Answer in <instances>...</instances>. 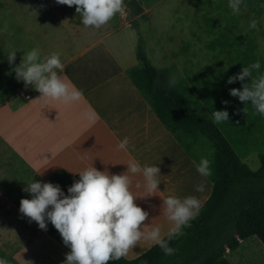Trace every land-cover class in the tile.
Here are the masks:
<instances>
[{
    "label": "crops",
    "instance_id": "0c3cea01",
    "mask_svg": "<svg viewBox=\"0 0 264 264\" xmlns=\"http://www.w3.org/2000/svg\"><path fill=\"white\" fill-rule=\"evenodd\" d=\"M109 38L107 34L86 40L62 56L61 75L82 92L78 100L41 98L32 85L0 99V251L19 264L20 257L32 264H64L70 252L23 216L7 194L24 190L35 177L61 188L89 166L121 174L133 159L141 167L157 165L161 183L156 193L146 191L142 174L129 175L135 204L149 214L145 230L160 226L162 235L172 226L164 214L166 197L192 195L203 204L211 193L212 179L197 172V163L130 80L128 70L139 62L122 60ZM18 93L21 98L16 99ZM125 137L127 150H118ZM200 183L205 185L203 192L196 191ZM42 235L53 245L50 255L39 252ZM152 245L141 240L124 257L133 258Z\"/></svg>",
    "mask_w": 264,
    "mask_h": 264
},
{
    "label": "trees",
    "instance_id": "16d2710c",
    "mask_svg": "<svg viewBox=\"0 0 264 264\" xmlns=\"http://www.w3.org/2000/svg\"><path fill=\"white\" fill-rule=\"evenodd\" d=\"M124 5L129 26L137 30L139 19L145 18L147 13L139 0H124ZM61 6L64 12L67 5ZM72 9L77 14L75 6ZM137 33L135 55L139 65L128 70L129 78L186 154L197 164L201 157L212 161L209 178L213 186L199 215L182 227L181 234L169 242V246L175 249L174 254L166 255L158 245L153 244L133 258L123 256L119 260H110L108 264H231L226 253L235 250L243 240L255 237L264 246V150L258 151L260 165L252 171L230 142L239 147L242 142L249 141L252 145L250 152L258 143L264 144V116L256 113L251 104L246 105L238 97L231 96L229 90L241 88V82L228 84L227 80L238 74L242 67L257 60L261 68L253 75L264 74V56L256 52L253 37L223 26L206 43V47L226 59V68L219 64L211 70L202 71L197 75L199 79L190 78L174 64L163 67L153 65L146 56L140 32ZM173 78L176 83L169 87ZM222 101L229 103L224 105ZM217 110H227L229 120L215 123L212 113ZM246 119L254 127L251 132L242 126ZM233 125L239 134L235 138L228 133ZM255 129L259 130V136L256 132L254 134ZM34 180L48 182L37 177ZM78 180V174L69 177L61 187L65 195L68 194V187ZM22 198L30 199L31 195L24 190L15 192L13 202L18 208ZM46 223L47 230L44 231L69 248L54 226ZM0 258L7 259L9 264H19L2 251Z\"/></svg>",
    "mask_w": 264,
    "mask_h": 264
},
{
    "label": "clouds",
    "instance_id": "9594fccd",
    "mask_svg": "<svg viewBox=\"0 0 264 264\" xmlns=\"http://www.w3.org/2000/svg\"><path fill=\"white\" fill-rule=\"evenodd\" d=\"M56 3L75 6V11L82 17L85 27L99 29L106 25L117 13L125 14L124 0H56ZM243 0H229L233 14L239 15ZM246 7V6H245ZM259 21L252 19L250 29L258 30ZM16 52L8 54L9 64L15 60ZM59 52L41 56L39 48L25 53L18 66L14 68L16 77L25 85H32L42 97L70 103L78 100L82 92L74 85L66 83L61 75L64 71ZM261 68L260 61L242 67L236 75L230 76L228 84L241 82V88H232L229 94L238 97L240 102L251 104L255 112L264 116V74L254 76V71ZM249 82H245V81ZM176 83L169 81V87ZM229 101H222L227 105ZM214 122L219 124L229 120L227 110L213 111ZM86 118L94 123L91 116ZM129 139L123 138L117 145L118 150L126 151ZM212 161L201 157L196 165L197 172L203 177L212 175ZM129 173L142 174L144 187L149 194L158 192L161 181L157 165L143 166L136 160H130L127 170L121 174H109L107 170L99 171L89 166L79 172V180L68 187L65 195L58 184L34 180L24 191L30 199L22 198L19 212L36 222L41 230H47L50 222L62 237L70 252L65 254L64 264H108L110 260H119L126 256L141 240L151 241L158 245L166 255H172L175 249L169 242L181 234V229L195 219L202 208V202L196 196L179 198L174 195L163 200L164 214L172 226L162 235L160 226L145 230L143 222L148 212L135 204L137 198L131 191L132 180ZM140 185L137 184V187ZM204 183L196 187L203 192ZM149 196V195H148ZM26 251V249H24ZM22 264H32L20 257ZM0 264H9L7 259L0 258Z\"/></svg>",
    "mask_w": 264,
    "mask_h": 264
},
{
    "label": "rangeland",
    "instance_id": "374dc122",
    "mask_svg": "<svg viewBox=\"0 0 264 264\" xmlns=\"http://www.w3.org/2000/svg\"><path fill=\"white\" fill-rule=\"evenodd\" d=\"M139 1L147 16L139 19L136 30L129 26L126 10L125 14L117 13L106 25L96 29L85 27L72 7L67 6L62 12V6L56 0H0V99L25 86L17 79L14 68L31 49L39 48L42 57L59 52L62 58L74 45L107 34L122 60L138 63L135 49L139 31L146 56L153 65L174 64L184 76L196 79L202 71L219 64L226 68V59L206 47L220 27L234 28L238 34L253 37L256 52L264 56V0H243L239 15L233 14L229 0ZM254 18L259 21L258 30L249 28V22ZM12 51L16 52V58L9 64L7 56ZM15 98L19 99L21 95L18 93ZM242 126L249 132L254 128L248 119ZM258 131L255 129L254 134L259 136ZM228 133L232 138L239 136L235 125ZM230 142L252 171L259 168L258 151L264 150V144L258 143L250 152L249 141L242 142L240 149ZM15 192L7 194L13 199ZM44 237H41L39 252L50 255L54 248ZM226 258L231 264H264V246L251 237L227 252Z\"/></svg>",
    "mask_w": 264,
    "mask_h": 264
},
{
    "label": "built area",
    "instance_id": "2783aa9c",
    "mask_svg": "<svg viewBox=\"0 0 264 264\" xmlns=\"http://www.w3.org/2000/svg\"><path fill=\"white\" fill-rule=\"evenodd\" d=\"M26 96H28V95H26Z\"/></svg>",
    "mask_w": 264,
    "mask_h": 264
}]
</instances>
